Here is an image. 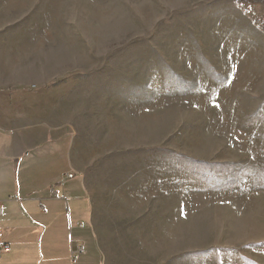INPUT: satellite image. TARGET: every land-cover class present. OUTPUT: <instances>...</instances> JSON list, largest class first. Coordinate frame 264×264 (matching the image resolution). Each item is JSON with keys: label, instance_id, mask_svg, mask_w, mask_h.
Segmentation results:
<instances>
[{"label": "rangeland", "instance_id": "obj_1", "mask_svg": "<svg viewBox=\"0 0 264 264\" xmlns=\"http://www.w3.org/2000/svg\"><path fill=\"white\" fill-rule=\"evenodd\" d=\"M70 118L104 264H264V0H0Z\"/></svg>", "mask_w": 264, "mask_h": 264}, {"label": "crops", "instance_id": "obj_2", "mask_svg": "<svg viewBox=\"0 0 264 264\" xmlns=\"http://www.w3.org/2000/svg\"><path fill=\"white\" fill-rule=\"evenodd\" d=\"M9 38L0 33V230L11 251L0 264H104L73 125L42 98L54 90L32 84L29 48Z\"/></svg>", "mask_w": 264, "mask_h": 264}, {"label": "built area", "instance_id": "obj_3", "mask_svg": "<svg viewBox=\"0 0 264 264\" xmlns=\"http://www.w3.org/2000/svg\"><path fill=\"white\" fill-rule=\"evenodd\" d=\"M69 177H72L70 174ZM3 213V206L2 203L0 202V216ZM11 251V247L8 243L4 242L3 240V234L2 231L0 230V253H9ZM84 251V246L82 244H77L73 247L72 249V259H75L77 255L82 253Z\"/></svg>", "mask_w": 264, "mask_h": 264}]
</instances>
